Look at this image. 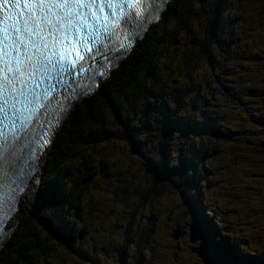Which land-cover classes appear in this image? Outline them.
<instances>
[{
  "label": "snow or ice",
  "instance_id": "obj_1",
  "mask_svg": "<svg viewBox=\"0 0 264 264\" xmlns=\"http://www.w3.org/2000/svg\"><path fill=\"white\" fill-rule=\"evenodd\" d=\"M170 0H0V247L25 216L66 202V176L46 171L58 136L81 103L98 94L129 45L166 16ZM158 101L160 98H155ZM147 105L124 127L145 170L169 181L191 210L192 244L203 264H257L248 248L229 240L197 211L190 137L200 138L177 99ZM135 111V109H133ZM151 114V115H150ZM138 124L139 126H132ZM71 127V126H70ZM142 132L152 133L138 144ZM149 151L141 152L139 148ZM264 264V257H260Z\"/></svg>",
  "mask_w": 264,
  "mask_h": 264
},
{
  "label": "rangeland",
  "instance_id": "obj_2",
  "mask_svg": "<svg viewBox=\"0 0 264 264\" xmlns=\"http://www.w3.org/2000/svg\"><path fill=\"white\" fill-rule=\"evenodd\" d=\"M210 2L206 0L204 14L200 10L201 14L192 17V30L183 29L182 33L173 34L169 28L175 43L171 48L165 45L170 56L164 53L166 61L161 71H157L163 74L162 80L166 83L162 86H157L153 81L147 83L146 90L135 101L132 118L142 119L140 112L146 107L147 97L153 95L152 90L156 95L148 98L150 106L166 102L174 107V101L178 99L181 104L187 105L180 113L182 116L190 117V121L200 118L216 130H221L218 125L220 121L212 125L200 116V113L212 116L214 107L209 106V90H212L210 95L218 101L236 87L241 94L236 119L244 125H247L243 118L246 111L263 107L264 103L256 95L264 90V0H229L223 11L234 5L231 7V17L224 22H215L219 26L224 24L225 28L221 32L222 37L218 35L221 51L218 46L215 48L217 51H210L207 44L204 60L197 59L192 69L187 67L186 53L193 56V53H199L202 56L195 43H191V38L202 41L199 35L203 34L208 24ZM201 15H204L203 19ZM188 75L191 77L187 78ZM112 115L113 121L103 131H98L99 142L95 150L85 152L83 157L71 162L68 169L67 185L80 183V186L86 187L85 192L78 195V208L66 210L73 225L70 226L72 231L64 232L73 235L74 251L63 249L47 233L35 229L38 240L46 248L43 264H203L202 257L194 251L198 245L189 242L191 230L187 225L191 213L189 204L185 202L190 199L187 192L179 195L167 179L145 170L137 155V146L129 143L125 134L123 136V126L117 124ZM150 134H140L145 138L144 143ZM256 137L264 135L247 134L242 147L234 149L238 156H233L232 146L229 145L228 151L227 146L221 145L215 138L201 136L195 153L200 156L213 152L214 160L197 163L195 176L199 187V214L206 220L209 218L218 229L224 226L222 234L242 248L250 249L258 258L257 264H261L259 258L264 257V239L255 245L237 241V236L231 235L234 227L230 226L228 216L234 210L228 205L236 192L230 183H227V190L224 188V170L230 169L231 175L246 190L253 192L254 200L259 194H264V148ZM190 139L198 140L196 137ZM150 149L151 145L144 151ZM190 149L188 145L185 151L190 152ZM214 153H220L221 159ZM255 155L260 156L263 165L258 163ZM59 167L63 170L60 164L55 170ZM249 186H260L263 191L249 189ZM204 195L207 196L205 202L202 201ZM203 205L205 208H202ZM227 209L229 213H225ZM255 211L257 215H262L260 209ZM247 219L244 231L257 228ZM176 231H180V235L175 239L172 234Z\"/></svg>",
  "mask_w": 264,
  "mask_h": 264
},
{
  "label": "trees",
  "instance_id": "obj_3",
  "mask_svg": "<svg viewBox=\"0 0 264 264\" xmlns=\"http://www.w3.org/2000/svg\"><path fill=\"white\" fill-rule=\"evenodd\" d=\"M205 2L206 0L171 1L165 18L151 31L147 32L146 37L135 45L123 63L105 80L98 90V94L87 102L81 103V106L76 109L72 119L69 120L66 131L58 136L55 146L48 156L46 171L56 169L58 164L62 165L63 170L62 167H59L57 171L67 173V183L70 163L80 156L83 157L85 152L90 153L95 150L99 142L97 140L98 131H103L105 126L111 123L112 114L115 118L114 121L123 126V136L125 134L126 137L124 127L134 115L135 111L133 109L138 95L146 90L149 82L153 81L157 86H162L166 83L162 80L163 74L157 71H161L162 65L166 61L164 53L167 52L168 56H170L169 49L165 45L167 44L171 48L173 43H175V37L170 34L169 28L173 30V34H180L183 29L192 30V17L200 13V10H203ZM227 2L229 0H211L206 32L204 30L203 37L199 35L202 41H197L194 37L191 38V43L193 45L195 43L202 56L199 53L195 55L193 51L194 56L186 53L185 60L189 69H192L191 66L194 65L197 59L204 60L207 55V44L210 51L212 49L215 50L217 46L220 49L219 51H221V39H218V35L221 36V32L225 31V28L223 27L224 24L219 26L218 24L215 25V22H224L231 17V7L234 5L223 11ZM204 12L205 10L201 13L204 14ZM201 16L203 19L204 15ZM212 68H214L213 64H211ZM190 77L191 75L187 76V78ZM151 94L153 95L147 97L149 106L148 98L156 95L153 90ZM238 95L235 90L218 101L211 99L214 103H210L215 108L213 113L219 115L221 120L225 122V124H218L224 131L219 135H221L222 142L225 143L228 151L229 145L233 147V156H238L234 149L242 147L247 134L254 136L258 134L264 135V104L263 107H256L251 109V111H246L247 114L244 118L247 125H244L235 118V110H237L240 101ZM256 96L260 97V101L264 103V90L259 91ZM188 118L190 119V117ZM199 121L195 119L196 123ZM132 126L138 127L139 125L133 124ZM151 135L153 134L151 133ZM137 140L138 144H144L143 140L145 138L139 135ZM256 140L264 148V145H261L264 143V137H256ZM197 143L195 141L194 147L197 146ZM140 149L138 150L144 151V148ZM255 156L258 163L263 165L260 156ZM201 160L207 162L208 160H213V158L207 155L204 159H201V157L195 155L193 162H200ZM218 167L220 166L218 165ZM87 177L89 178V176ZM85 189L86 187L80 186V183L74 186L67 185L68 195L65 203L56 206L54 209L44 207V210L37 213L35 217L25 216L20 222V227L16 230L15 235L0 248V264H43L46 257V248L38 240L39 235L35 229L47 233L53 241L59 242V246L63 249L74 251L73 235L65 234L64 232V230L66 232L72 231L70 226L73 225V220L70 219V214L66 210L72 207L78 208V195L85 192ZM187 194L190 196L189 193ZM189 196L187 198H190ZM230 211L232 212V210ZM227 212L229 213V209L225 213ZM214 217L217 219L215 215ZM225 226L226 228L228 227L227 225ZM219 229L224 230L225 227H219Z\"/></svg>",
  "mask_w": 264,
  "mask_h": 264
},
{
  "label": "clouds",
  "instance_id": "obj_4",
  "mask_svg": "<svg viewBox=\"0 0 264 264\" xmlns=\"http://www.w3.org/2000/svg\"><path fill=\"white\" fill-rule=\"evenodd\" d=\"M171 1H172V0H170V3H171ZM135 45H136V44H135ZM135 45H134V47H135ZM134 47H133V48H134ZM133 48H132V49H133ZM131 51H132V50H131ZM131 51H130V53H131ZM127 56H128V55H127ZM127 56H126V57H127ZM126 57H125V58H124V59L118 64V66L113 70V72H114V71H115V70H116V69H117V68L123 63V61L126 59ZM113 72L110 74V76L113 74ZM110 76H109V77H110ZM109 77H108V78H109ZM108 78H107V79H108ZM107 79H105V80H107ZM105 80H104V82H105ZM104 82H103V83H104ZM103 83L101 84V86L103 85ZM101 86H100V87H101ZM100 87H99V89H100ZM195 155H197V153H195Z\"/></svg>",
  "mask_w": 264,
  "mask_h": 264
},
{
  "label": "bare ground",
  "instance_id": "obj_5",
  "mask_svg": "<svg viewBox=\"0 0 264 264\" xmlns=\"http://www.w3.org/2000/svg\"><path fill=\"white\" fill-rule=\"evenodd\" d=\"M205 174H206V173H205ZM203 177H204V176H203ZM203 177H202V178H203ZM208 180H209V179H208ZM188 196H189V195H188ZM189 197H190V196H189ZM205 205H206V204H205ZM213 217H214V216H213ZM207 220L210 221L209 218H207ZM179 235H180V231H176V232H174V233L172 234V237L176 239ZM6 243H7V242H6ZM6 243H5V244H6ZM2 247H3V246H2ZM2 247H0V248H2Z\"/></svg>",
  "mask_w": 264,
  "mask_h": 264
}]
</instances>
